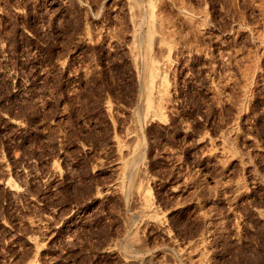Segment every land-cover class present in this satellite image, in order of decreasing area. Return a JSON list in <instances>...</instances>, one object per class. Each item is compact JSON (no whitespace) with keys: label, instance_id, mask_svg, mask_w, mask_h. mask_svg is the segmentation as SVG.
Masks as SVG:
<instances>
[{"label":"rangeland","instance_id":"rangeland-1","mask_svg":"<svg viewBox=\"0 0 264 264\" xmlns=\"http://www.w3.org/2000/svg\"><path fill=\"white\" fill-rule=\"evenodd\" d=\"M129 1L0 0V264H264V0H155L146 121Z\"/></svg>","mask_w":264,"mask_h":264},{"label":"bare ground","instance_id":"bare-ground-1","mask_svg":"<svg viewBox=\"0 0 264 264\" xmlns=\"http://www.w3.org/2000/svg\"><path fill=\"white\" fill-rule=\"evenodd\" d=\"M145 1V2H144ZM158 1V0H157ZM130 2V5H131V7H132V9H133V6L132 5H134V7H135V5H136V8H139L137 5H140V3L141 2H144V3H147L148 5V9L146 8V9H144V10H148V14L146 15L147 17H148V19L146 20L147 21V24H146V28H145V31H144V33L142 32V34H140L139 33V35L137 34V36L136 37H139V40L141 41V39H143L144 40V46H143V44H142V46H143V53H142V55H143V59H142V63H143V66H144V69H143V67H142V69L144 70L143 72L144 73H142V74H144V75H142V76H144V79H143V83H142V86L144 85V92H146V96H145V99H146V101H143V102H145V104H146V108H144L145 106V104H142L144 107H143V113L145 112V115H143V116H141L142 118H144L143 120L144 121H146L147 119H149V118H147V117H151V120H152V116L153 117H158V118H162V108H164L165 107V105H164V107H162V97H165L164 96V94L165 93H167L166 91H168V81H167V79H166V76L168 75H166L165 73H164V70H163V67H162V64L160 63V61L158 60V59H161L160 58V56H157L156 58H158V59H156L154 56L155 55H152V51H153V45H155V44H157V46H158V44L160 43L161 45H162V41H165L164 40V37H165V34H164V32H163V34H164V36L162 35V33L160 34H158V30H157V19H156V17H155V11H154V9H155V0H130L129 1ZM143 3V4H144ZM142 5V4H141ZM185 5V4H184ZM183 8V7H182ZM184 8H186V7H184ZM188 8V7H187ZM131 9V10H132ZM135 10V9H134ZM186 10V9H185ZM188 10V9H187ZM186 10V11H187ZM184 12V13H186L187 15H189V18H190V16H194L193 14H191V11L190 12ZM134 12V11H133ZM135 12H136V10H135ZM193 12V11H192ZM137 13V12H136ZM145 13H147V11H145ZM133 14V13H132ZM186 14H184V15H186ZM135 16V15H134ZM132 17V16H131ZM158 17V16H157ZM186 17H188V16H186ZM162 17H160V20H162L161 19ZM193 18H195V17H193ZM193 18H191V19H193ZM196 18L198 19L199 17H197L196 16ZM131 19V18H130ZM133 19V18H132ZM199 19H201V18H199ZM145 20V19H144ZM203 20H204V18H203ZM143 21V20H142ZM200 21V20H199ZM202 21V20H201ZM141 22V21H140ZM143 22H145V21H143ZM158 22H159V19H158ZM137 23V22H136ZM137 25V24H136ZM138 25H140V24H138ZM162 25V24H161ZM160 24H159V26H161ZM134 26V25H133ZM158 26V27H159ZM163 26V25H162ZM134 28V27H133ZM160 28V27H159ZM158 28V29H159ZM161 29V28H160ZM133 31V30H132ZM139 31V30H138ZM138 31H135V32H138ZM161 32V31H160ZM135 37V38H136ZM261 37V36H260ZM165 38H167V36L165 37ZM169 38V37H168ZM138 39V38H137ZM167 40H170V38L169 39H167ZM167 40H166V43H167ZM258 40H259V37H258ZM142 42V41H141ZM170 42V41H169ZM168 42V43H169ZM263 42H264V40H263ZM137 43V42H136ZM165 43V42H164ZM163 43V44H164ZM165 43V45H166V47H167V44ZM172 43V42H171ZM174 43V42H173ZM262 43V42H261ZM260 43V44H261ZM263 44V43H262ZM161 45H159L158 47H160ZM165 45H163V47L165 46ZM171 45V44H170ZM137 47V46H136ZM158 47H156V48H158ZM163 47L161 48L162 49V52L164 53V51L163 50H166V49H163ZM169 47V46H168ZM167 47V48H168ZM153 48V49H152ZM171 48V47H170ZM170 48H168L167 49V51H168V53H167V55L165 56V55H163V57L165 56V60L162 58V60L161 61H163L164 60V63H169V54H170ZM135 49V48H134ZM160 48H158V50H159ZM173 50V49H172ZM134 51V50H133ZM132 51V52H133ZM161 50H159V52H160ZM166 51V52H167ZM154 52V51H153ZM139 53H140V51H139ZM157 53V52H156ZM137 54V53H136ZM155 54V53H154ZM161 54V53H160ZM166 54V53H165ZM133 55V54H132ZM159 55V54H158ZM135 56V55H134ZM137 56V55H136ZM133 58V57H132ZM169 58V59H168ZM134 61L136 60V59H133ZM132 60V61H133ZM172 60V59H171ZM133 61V62H134ZM165 61H167V62H165ZM137 63V62H136ZM141 63V62H140ZM166 66H168V65H166ZM165 66V67H166ZM169 67V66H168ZM167 68V67H166ZM170 69V68H169ZM166 70H168V68L166 69ZM139 77V76H138ZM141 81V80H140ZM140 88H141V86H140ZM141 93V92H140ZM164 93V94H163ZM163 95V96H162ZM141 98V97H140ZM144 98H143V100H145ZM168 99V98H167ZM164 103V102H163ZM137 106H138V104H137ZM142 107V106H141ZM136 113V112H135ZM139 114V113H138ZM150 115V116H149ZM137 116V115H136ZM138 119H141V117H140V115H138ZM145 118H147V119H145ZM137 119V120H138ZM159 119V120H160ZM163 119V118H162ZM140 121V120H139ZM164 121V120H163ZM140 126V125H139ZM136 136V135H135ZM134 136V137H135ZM136 138V137H135ZM141 140V139H140ZM142 141V140H141ZM140 141V142H141ZM228 143V142H227ZM119 146V145H118ZM120 149V148H119ZM132 150V149H131ZM135 150V149H134ZM120 151V150H119ZM121 152V151H120ZM132 152H133V150H132ZM132 152H130V153H132ZM136 152V151H135ZM143 152V151H142ZM142 152H140L141 154H139V153H137V154H139L140 156H142ZM127 153L129 154V152L127 151ZM133 154H135L134 155V158H135V156H137L136 155V153H133ZM138 155V157H140ZM131 157H133V156H131ZM133 158V160H131L130 162L132 163V162H134V159ZM132 159V158H131ZM142 159V158H141ZM138 159H136V163L138 162L137 161ZM140 160V159H139ZM136 163H133V164H136ZM139 163H140V161H139ZM139 163H137V164H139ZM131 166H134V165H131ZM135 167V166H134ZM134 167H133V169H134ZM137 167H139V165L137 166ZM137 167H135L137 170H138V168ZM141 167V166H140ZM131 169H132V167H130ZM142 169V168H141ZM254 170V169H253ZM132 171V170H131ZM131 171H129V173H133V171H136V170H133L132 172ZM261 171V170H260ZM139 172H141V171H139ZM139 172H138V174H139ZM136 173V172H135ZM127 175V174H126ZM131 175V174H130ZM129 174H128V176H127V180H128V177L130 176ZM140 175V174H139ZM132 176H135V175H133L132 174ZM130 178H132L131 176H130ZM133 179V178H132ZM143 179V178H142ZM260 182V181H259ZM130 183V182H129ZM120 184V183H119ZM128 185V184H127ZM136 185H134V187H135ZM138 186V185H137ZM123 188V187H122ZM126 188H127V186H126ZM135 189H136V187H135ZM143 190V189H142ZM145 190V189H144ZM120 191V190H119ZM146 192H147V190H146ZM150 192V191H149ZM151 193V192H150ZM141 195V194H140ZM147 195H148V197H149V194H148V192H147ZM145 196V195H144ZM151 196V195H150ZM145 198H146V196H145ZM146 199H148V198H146ZM149 200V199H148ZM261 200V199H260ZM150 201H151V199H150ZM145 202V201H144ZM143 202V203H144ZM145 203H147V205H146V207L149 205L148 203H151V202H148V201H146ZM145 203L144 204H142L143 205V207H145L144 205H145ZM150 206V205H149ZM148 206V209L151 207H149ZM157 207V206H156ZM152 210V209H151ZM262 210V209H261ZM148 211V210H147ZM153 211H155V210H152V212ZM145 214H146V212H145ZM155 215H156V213H154ZM160 216V215H159ZM155 217H158V215L157 216H155ZM159 218V217H158ZM156 219V218H155ZM154 219V220H155ZM159 221V220H158ZM129 235H131V233L129 234ZM138 236V235H137ZM135 237V236H134ZM143 237V236H142ZM136 239H137V237H136ZM132 241H134V239H131ZM127 242V241H126ZM135 243H133V245H134ZM129 245H131V244H129ZM38 246V245H37ZM125 246V245H124ZM123 246V247H124ZM114 248V247H113ZM131 248V250L133 249L132 247H130ZM130 248L128 247L127 248V245H126V247H124L123 248V252H120L119 253V255L121 256V254H122V263H120V264H154L152 261H151V259L150 258H145L143 255H138V253L137 254H134V252H136V251H138L137 249L139 248V247H137V246H135V248H137V249H135L136 251H134V249H133V251H131L130 250ZM110 249V248H109ZM115 250V249H114ZM36 252V251H35ZM133 252V254L134 255H138V256H131V253ZM141 252V251H140ZM39 253V252H38ZM132 254V255H133ZM140 254V253H139ZM118 255V254H117ZM146 255V254H145ZM33 261V260H32ZM119 261V260H118ZM166 263V262H165ZM177 263V262H176ZM111 264V263H110Z\"/></svg>","mask_w":264,"mask_h":264}]
</instances>
